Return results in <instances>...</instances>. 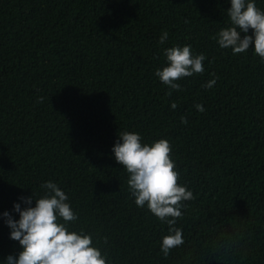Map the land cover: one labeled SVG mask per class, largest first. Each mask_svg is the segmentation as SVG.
Returning a JSON list of instances; mask_svg holds the SVG:
<instances>
[{
	"label": "trees",
	"instance_id": "16d2710c",
	"mask_svg": "<svg viewBox=\"0 0 264 264\" xmlns=\"http://www.w3.org/2000/svg\"><path fill=\"white\" fill-rule=\"evenodd\" d=\"M254 2L264 11V0ZM230 6L0 0V264L22 250L2 213L19 219L13 204L40 198L47 181L78 216L69 229L91 234L106 264H264V60L253 47H219ZM184 45L207 57L205 71L175 91L155 72L167 66L165 49ZM123 131L149 145L168 140L178 184L195 197L175 225L185 243L167 257L169 226L137 207L115 161Z\"/></svg>",
	"mask_w": 264,
	"mask_h": 264
},
{
	"label": "clouds",
	"instance_id": "9594fccd",
	"mask_svg": "<svg viewBox=\"0 0 264 264\" xmlns=\"http://www.w3.org/2000/svg\"><path fill=\"white\" fill-rule=\"evenodd\" d=\"M230 4L226 13L231 26L221 28L214 39L220 48L231 49L233 55L253 47L255 54L264 60V11L256 7L254 0H230ZM250 30L252 34L248 35ZM168 36L167 31L162 32L159 43L164 44ZM164 55L167 66L157 69L155 75L172 90L181 89L178 80L205 71L203 62L207 57L202 53L193 55L191 45L167 48ZM215 83L214 78L205 87L212 88ZM43 99L39 97L38 102L42 103ZM176 107V103L171 104L172 109ZM195 108L201 113L205 111L202 104H196ZM181 122L187 124V118L181 117ZM141 141L139 133L120 132L112 152L116 163L129 174L127 184L137 207L147 206L169 226V234L163 237L160 248L167 257L172 249L185 243L182 230L175 225L182 217L181 209L186 207L183 202L195 197L186 186L178 184L179 174L170 156L169 141L160 139L151 145ZM40 187L45 190L40 198H34L32 193L19 198L25 207L21 203L13 204V212L19 214V219H14L8 211L2 213L10 229L9 238L18 241L22 249L18 255H8L4 264H106V254L102 255L93 245L91 234L69 229L78 216L67 202L69 197L65 192L52 181Z\"/></svg>",
	"mask_w": 264,
	"mask_h": 264
}]
</instances>
